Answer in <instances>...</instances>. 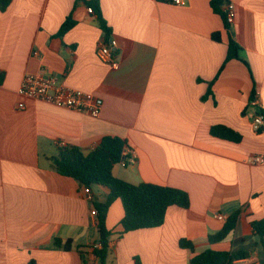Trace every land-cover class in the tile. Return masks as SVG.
<instances>
[{
    "label": "crops",
    "instance_id": "obj_1",
    "mask_svg": "<svg viewBox=\"0 0 264 264\" xmlns=\"http://www.w3.org/2000/svg\"><path fill=\"white\" fill-rule=\"evenodd\" d=\"M87 1L12 0L0 11V264H83L79 251L88 264H99L92 253L99 240L92 203L105 202L109 191L93 185L89 199L51 159L60 143L87 156L107 136L124 139L127 154L137 155L114 166L116 177L169 186L190 199L187 209L169 207L162 226L113 235L110 264H134L135 257L142 264H189L207 249L263 263L264 238L252 223L264 219V162L250 159L264 158V131L252 127L253 116L264 114V0H227L235 12L228 30L210 0L180 6L98 0L110 28L107 41ZM71 14L75 24L60 37ZM214 32L221 42L211 38ZM229 35L251 70L239 59L224 66ZM111 39L115 66L98 55ZM27 73L56 76L59 84L100 97L99 116L19 95ZM215 125L242 138L215 137ZM121 203L108 209L109 230L121 229ZM234 212L236 229L211 244L209 235ZM56 238L72 239L73 246L55 248ZM181 239L195 249L182 248Z\"/></svg>",
    "mask_w": 264,
    "mask_h": 264
},
{
    "label": "trees",
    "instance_id": "obj_2",
    "mask_svg": "<svg viewBox=\"0 0 264 264\" xmlns=\"http://www.w3.org/2000/svg\"><path fill=\"white\" fill-rule=\"evenodd\" d=\"M12 0H0V11L5 12ZM78 1V0H76ZM157 2H165L168 0H156ZM227 0H210L209 5L215 14L225 23L224 28L229 29L230 24L222 10L223 5ZM86 5L93 10L98 23L105 33V40L110 36V28L107 26L98 0H89ZM75 24L73 15L71 14L61 25L58 35L62 37ZM211 38L221 42V34L214 32ZM109 42V41H108ZM241 45L229 35L227 56L225 64L231 59H239L249 69V63L242 56ZM223 66V67H224ZM251 70V69H250ZM3 80V74L0 73V83ZM254 93L252 94V97ZM211 134L215 137L240 141L242 138L234 130L224 126H213ZM128 148L124 139L119 137L107 136L101 139L100 143L89 154L84 155L78 147L69 146L60 148L59 155L53 157L52 163L56 172L65 177H71L78 181L82 187L91 189L93 185H99L108 189L109 193L105 202L94 201L92 209L97 211V229L99 233L98 244L92 247V253L97 257L99 264H110L109 257L111 255L110 240L113 235L119 237L125 234L138 230L150 229L162 226L165 222L166 211L171 206H178L187 209L190 205V199L186 192L170 188L163 185H149L141 183L138 185L124 182V180L116 177L113 173L115 165L119 164L127 156H124V151ZM121 200L124 216L121 219L119 231H112L106 228V218L108 209L113 202ZM239 213L234 212L227 219L224 227L215 235H209L208 240L211 244H217L227 238V236L236 229ZM259 239L264 238V219L254 221L252 223ZM73 246V240L68 239L63 241L60 238L54 240L55 248L70 250ZM182 248H188L193 251L194 245L186 239L180 240ZM83 264H88L83 251H79ZM245 256L232 254L229 252H218L212 249H207L200 254L195 255L190 259L189 264H234L237 260ZM27 264H37L35 260H30ZM134 264H142L138 257H135Z\"/></svg>",
    "mask_w": 264,
    "mask_h": 264
},
{
    "label": "built area",
    "instance_id": "obj_3",
    "mask_svg": "<svg viewBox=\"0 0 264 264\" xmlns=\"http://www.w3.org/2000/svg\"><path fill=\"white\" fill-rule=\"evenodd\" d=\"M174 5H183V0H171ZM223 12L227 17V21L230 25L234 23L235 20V12L229 2H225L222 7ZM89 13H93L91 8L88 9ZM117 47V41L111 39L109 42H102L98 48L99 57L104 60V62L112 63L114 66L116 63H113L112 54L113 50ZM35 55L38 53L35 52ZM18 93L21 96L32 98L37 101L46 102L48 104L54 105L61 109H70L76 110L81 114H86L92 117H98L100 111L102 110L103 100L91 93H87L81 91V89H74L65 84H59L58 77L49 76L43 77L41 75H36L34 73H27L24 75L21 85L18 88ZM20 107H23L20 105ZM252 127L255 132L264 131V114L258 112L252 119ZM60 148H65L64 143L59 144ZM124 156H127L125 160L123 159L120 163L124 166L132 163L137 155L135 152H131L129 156L127 154V149L124 151ZM264 162V158L254 155L250 159V163L252 164H262ZM84 193L89 196V199L93 200L92 191L88 187H84ZM91 214L93 216L97 215V211L92 209ZM215 219L219 221H224L225 218L216 213L214 215ZM237 264H264L257 261V259H248L241 258L237 260Z\"/></svg>",
    "mask_w": 264,
    "mask_h": 264
}]
</instances>
